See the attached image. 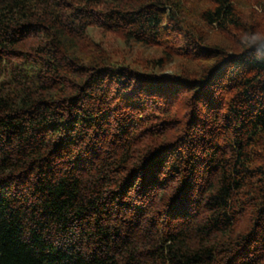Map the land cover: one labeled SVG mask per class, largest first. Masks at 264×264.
Wrapping results in <instances>:
<instances>
[{
	"label": "trees",
	"instance_id": "trees-1",
	"mask_svg": "<svg viewBox=\"0 0 264 264\" xmlns=\"http://www.w3.org/2000/svg\"><path fill=\"white\" fill-rule=\"evenodd\" d=\"M257 30L264 0H0V264H264Z\"/></svg>",
	"mask_w": 264,
	"mask_h": 264
},
{
	"label": "rangeland",
	"instance_id": "rangeland-1",
	"mask_svg": "<svg viewBox=\"0 0 264 264\" xmlns=\"http://www.w3.org/2000/svg\"><path fill=\"white\" fill-rule=\"evenodd\" d=\"M90 40L95 43V47L102 46L108 52V55L114 59H123L128 62H133L136 65V68L142 69L143 66H148L147 61L149 58H153L154 56H158L161 50H157L154 47H142V46H133L125 47L123 42L119 40L115 34L107 32L106 30L91 28L90 29ZM184 44V42H183ZM169 64H167L163 68H159L157 70H153L156 73H171L175 72L179 69V60L177 57L170 58ZM144 70L151 71V67H147Z\"/></svg>",
	"mask_w": 264,
	"mask_h": 264
},
{
	"label": "clouds",
	"instance_id": "clouds-1",
	"mask_svg": "<svg viewBox=\"0 0 264 264\" xmlns=\"http://www.w3.org/2000/svg\"><path fill=\"white\" fill-rule=\"evenodd\" d=\"M241 43L247 52L253 54V59L264 62V53L260 52V49L264 47V32L257 30L245 33Z\"/></svg>",
	"mask_w": 264,
	"mask_h": 264
}]
</instances>
